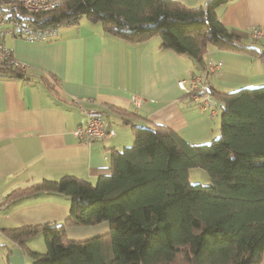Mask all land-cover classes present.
<instances>
[{
	"label": "trees",
	"instance_id": "trees-1",
	"mask_svg": "<svg viewBox=\"0 0 264 264\" xmlns=\"http://www.w3.org/2000/svg\"><path fill=\"white\" fill-rule=\"evenodd\" d=\"M233 0H204L191 7L177 0H62L34 14L36 24L76 23L86 16L102 30L137 42L158 35L160 47L184 53L205 68L209 45L264 53L229 33L215 8ZM0 77H24L22 68L0 62ZM219 136L192 143L161 124L137 125L134 112L117 109L132 143L111 149L96 182L65 175L12 190L5 202L36 192L64 194L68 212L60 223L3 229L31 264H260L264 251V84L218 91ZM199 167L209 182L190 183ZM108 223L86 239L65 236L68 226ZM38 233L45 251L27 246Z\"/></svg>",
	"mask_w": 264,
	"mask_h": 264
},
{
	"label": "crops",
	"instance_id": "crops-1",
	"mask_svg": "<svg viewBox=\"0 0 264 264\" xmlns=\"http://www.w3.org/2000/svg\"><path fill=\"white\" fill-rule=\"evenodd\" d=\"M177 1L191 7L204 2ZM215 12L229 33L262 50L263 41H254L250 31L256 26L264 32V0H233L218 5ZM10 40L7 46L24 65V77H0L3 264L32 263L3 229L60 223L67 216L69 204L66 195L45 191L9 202H5V196L42 179L65 175L95 182L108 166L110 150L121 149L132 141L117 109L134 112V123L161 124L192 143L208 142L219 131L214 124L217 111L213 105L201 108L190 93L177 86V81H188L204 69L184 53L162 49L158 35L144 41H127L105 33L97 21L82 16L76 23L60 25L58 33L47 41ZM208 49L205 61L212 58L222 62L207 78L210 88L227 92L239 86L264 84L261 58L214 46ZM134 95L143 98L139 106L131 102ZM74 99L78 104L73 103ZM81 109L95 111L104 120L105 128L113 129L115 134L101 141H82L73 134L86 120ZM108 228L107 222L68 226L65 236L86 239ZM42 240L45 245L44 235L38 233L27 246L42 251Z\"/></svg>",
	"mask_w": 264,
	"mask_h": 264
},
{
	"label": "built area",
	"instance_id": "built-area-1",
	"mask_svg": "<svg viewBox=\"0 0 264 264\" xmlns=\"http://www.w3.org/2000/svg\"><path fill=\"white\" fill-rule=\"evenodd\" d=\"M62 0H0V62L5 61L13 66L23 68L24 65L17 61L11 49L6 44V38L13 40L22 39L29 41H47L58 33L59 25H38L31 21L34 14H40L57 7ZM254 41L262 42V52L264 53V32L256 26L250 31ZM222 65L220 60H207L203 72L193 74L188 81L181 79L177 81V86L182 91L191 94L193 99L198 101L201 108H209L211 103L209 85L207 78L218 70ZM143 100L137 95L131 96V102L139 106ZM200 101V103H199ZM74 104H78L74 99ZM80 107V105H79ZM86 114L85 123L79 125L73 132L82 141L90 143L101 141L105 137L112 136L115 131L105 128L104 120L95 111L81 109Z\"/></svg>",
	"mask_w": 264,
	"mask_h": 264
},
{
	"label": "rangeland",
	"instance_id": "rangeland-1",
	"mask_svg": "<svg viewBox=\"0 0 264 264\" xmlns=\"http://www.w3.org/2000/svg\"><path fill=\"white\" fill-rule=\"evenodd\" d=\"M38 25H40V26H42V25H45V24H39L38 23ZM50 24H46V27L47 26H49ZM55 36V35H54ZM54 36H52V37H54ZM51 37V38H52ZM250 43V42H249ZM6 44L9 46L10 44H11V40H10V38L8 37V38H6ZM209 47H210V49L213 47V45H209ZM209 50V49H208ZM210 61H217V60H215V59H212V58H210ZM260 85H263V84H259V85H254V86H247V87H255V86H260ZM240 87H244V86H239V87H237V88H235V89H238V88H240ZM234 89V90H235ZM232 91V90H231ZM199 103H200V101H199ZM211 103L213 104V107H214V109H216V111H217V116H216V120H215V122H214V124L216 123V126H217V129L219 130V113H220V108L219 107H217V106H215V104L211 101ZM111 115L112 116H116V118L118 119V116L116 115V114H113V113H111ZM103 117L104 118H106L107 116L106 115H103ZM110 119V118H109ZM111 121V120H110ZM119 123H120V121H118ZM121 124V123H120ZM137 124V123H136ZM137 125H140V124H137ZM128 128V127H127ZM129 130V129H128ZM219 136V131H218V133L217 134H215L214 136H212L211 138H210V140L209 141H211L213 138H216V137H218ZM133 141V140H132ZM132 141H131V143H132ZM208 141V142H209ZM130 143V144H131ZM204 143V142H203ZM130 144H128V145H130ZM124 147V146H123ZM189 181H190V183H196V182H199V183H202V184H207L208 182H209V176H208V173L206 172V170H204V169H202V168H199V167H194V168H191V169H189ZM96 182V181H95ZM95 182H93V183H95ZM40 246L42 247V251H39V250H36V251H39V252H43V251H45V245H44V243H43V240L40 242ZM34 250V249H33ZM2 260H0V264H3L2 262H1ZM31 264V263H30ZM181 264H185V262H181ZM260 264H264V251H263V255H262V259H261V263Z\"/></svg>",
	"mask_w": 264,
	"mask_h": 264
}]
</instances>
